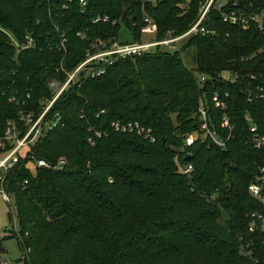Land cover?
I'll use <instances>...</instances> for the list:
<instances>
[{
  "label": "trees",
  "instance_id": "trees-1",
  "mask_svg": "<svg viewBox=\"0 0 264 264\" xmlns=\"http://www.w3.org/2000/svg\"><path fill=\"white\" fill-rule=\"evenodd\" d=\"M202 1L88 0L82 7L79 0H0V134L11 120L22 136L28 126L20 113L38 115L52 96L48 82H63L95 43L118 40L121 25L132 40L120 42L142 40L145 17L156 27L151 40L177 37ZM103 16L108 20L93 21ZM203 26L205 33L181 38L180 49L156 46L118 58L101 76L61 93L45 117L56 116V124L25 146L0 180L14 198L19 226L18 235L0 236V264L3 240L12 236L29 249L25 264H264V235L248 232L245 215L264 212V202L247 191L261 175L264 150L251 142L244 118L249 112L264 133V34L256 25L225 22L213 9ZM27 37L33 44L23 47ZM181 48L195 51L194 68L182 61ZM224 69L237 79H220ZM214 91L228 93L233 131L226 147L197 134L180 151L178 133L197 132L200 98L219 126ZM114 119L150 126L156 141L109 130ZM90 126L108 129L93 145ZM60 158L64 163L54 167ZM178 161L192 164L190 177ZM250 239L247 256L240 247Z\"/></svg>",
  "mask_w": 264,
  "mask_h": 264
},
{
  "label": "built area",
  "instance_id": "built-area-1",
  "mask_svg": "<svg viewBox=\"0 0 264 264\" xmlns=\"http://www.w3.org/2000/svg\"><path fill=\"white\" fill-rule=\"evenodd\" d=\"M88 0H79L80 5L83 7L87 4ZM257 1V2H256ZM217 10L222 20L229 22L233 25H238L242 29H247L251 25H256L258 30L264 34V1L258 0H203L199 4L197 18L188 29V31L177 37H168L162 40H140L134 42H120L119 40L102 41L95 43L91 50L86 52L85 58L79 62L72 70L65 71V80L60 82L58 79H52L48 82L51 89V98L44 99L41 102L42 110L35 116L33 111L21 112L19 119L25 126H28L25 133L20 136L18 126L14 121L7 120L4 132L0 134V180L2 181L6 171L14 166L18 161L19 156L23 148L39 137H41L47 130L53 127L52 120L45 119L49 109L61 93L72 83L78 82L80 79L88 77L94 78L101 76L105 73L107 67L118 58L132 57L140 55L145 52L151 51L156 46H165L169 49H177L175 42L189 34L205 33V27L203 22L208 18L209 11ZM102 20L107 21L108 17H96L94 22ZM146 25L141 29L142 34H153L156 31L155 24L148 17L144 18ZM115 23V20H112ZM33 44L30 37H27V42L23 47H28ZM94 49V50H93ZM247 58H241L246 60ZM219 78L224 81L233 82L237 79L238 74L230 71L229 69L221 70L218 74ZM198 81L203 83L205 76L200 74ZM262 90L261 87H259ZM264 97V92L261 94ZM227 97L228 93L223 94L216 91L212 94V102L214 106L222 110V115L219 120V126L213 121V114L209 111L202 98L199 99V104L195 117L197 119V132H191L188 134L178 133L181 139L180 151L193 144L196 140L197 134L202 141L215 145L220 149H224L229 138L232 135L233 126L229 121V116L225 113L227 109ZM253 98L252 95L248 96V101ZM104 112L101 110L100 113ZM82 117V115H80ZM245 120L249 123V130L251 132V142L258 149L264 150V133H260L257 130V126L252 122V116L249 112L244 114ZM108 129L123 132L134 133L142 138L154 142L156 141V135L150 126H146L137 120L121 121L119 119L111 120L108 124ZM108 129H100L95 127H88L89 134L87 136V142L93 145L96 139L107 134ZM32 157V156H31ZM33 158V157H32ZM34 160V159H33ZM38 166H48L43 160H36L34 162ZM64 163V159L60 158L54 167H59ZM178 170L190 177L192 172V164H182L178 161ZM260 176L256 180L250 182L247 186V191L253 197L259 198L264 202V159L263 164L260 167ZM27 183V180L23 181V185ZM0 193L2 198L10 203V194L7 193L2 186H0ZM246 218L248 221L247 230L250 233L261 232L264 235V212L252 210L247 212ZM264 248V238L262 240ZM241 253L247 256L253 254L252 241H246L241 243ZM29 249L24 252V256L27 257ZM1 264H7V261L3 258Z\"/></svg>",
  "mask_w": 264,
  "mask_h": 264
},
{
  "label": "rangeland",
  "instance_id": "rangeland-1",
  "mask_svg": "<svg viewBox=\"0 0 264 264\" xmlns=\"http://www.w3.org/2000/svg\"><path fill=\"white\" fill-rule=\"evenodd\" d=\"M153 34L151 35L143 34L142 39L151 40ZM118 40L120 41L132 40V36L129 29L124 25H121L120 27ZM184 41L185 39L184 40L181 39L175 42L177 49H180V46L184 43ZM162 49L173 50L171 48L169 49L168 47H164V46L162 47ZM194 53L195 51L192 48L184 49L181 52L182 61L185 63V65L188 68H194L196 65ZM30 168H32V166H30ZM14 207L15 206H14L13 196L10 195V203H8L2 198L0 193V236H2L3 234L10 235L11 233H15L16 235H18L19 226L15 218ZM9 211H11L12 219H9L8 217ZM3 245L5 247V253L3 255V258L7 261V264H25L24 258L27 257L24 256L25 253L21 250L16 236L5 238L3 240Z\"/></svg>",
  "mask_w": 264,
  "mask_h": 264
},
{
  "label": "water",
  "instance_id": "water-1",
  "mask_svg": "<svg viewBox=\"0 0 264 264\" xmlns=\"http://www.w3.org/2000/svg\"><path fill=\"white\" fill-rule=\"evenodd\" d=\"M57 122V117L55 116L53 119H52V125H55Z\"/></svg>",
  "mask_w": 264,
  "mask_h": 264
}]
</instances>
